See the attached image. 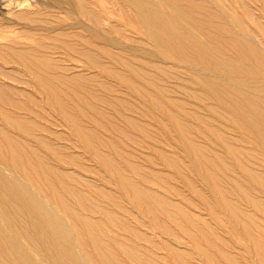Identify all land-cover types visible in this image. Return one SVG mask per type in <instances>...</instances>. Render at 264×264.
<instances>
[{
	"label": "bare ground",
	"instance_id": "obj_1",
	"mask_svg": "<svg viewBox=\"0 0 264 264\" xmlns=\"http://www.w3.org/2000/svg\"><path fill=\"white\" fill-rule=\"evenodd\" d=\"M27 2H0V12L10 10L0 23V264L165 263L145 252L139 241L157 244L113 200L110 184L160 236L179 228L204 264H236L181 201L192 200L174 187L180 201L154 189L162 172L131 161L98 130L126 134L107 107L152 137L123 111L130 110L124 97L89 87L99 76L142 99L185 159L153 146L158 158L211 216H225L253 264H264L256 220L264 214V0H47L37 9ZM47 54L98 74L68 73L71 66ZM37 94L47 114L37 111ZM86 153L93 166L83 162ZM162 249L175 264H195L186 248L163 241Z\"/></svg>",
	"mask_w": 264,
	"mask_h": 264
},
{
	"label": "rangeland",
	"instance_id": "obj_2",
	"mask_svg": "<svg viewBox=\"0 0 264 264\" xmlns=\"http://www.w3.org/2000/svg\"><path fill=\"white\" fill-rule=\"evenodd\" d=\"M15 1H24V2L28 1L26 4H29L30 7L34 8V9H37V7H40V8L44 7V6L47 7V5H46L47 0H39L41 3H39L38 0H0V2L3 3V5L4 4L13 5V2H15ZM106 5H109V4H106ZM53 10H55V9H53ZM3 11H5V10H3ZM3 11L0 12V17H1L0 23L2 21H5V20H2V18H4V17L9 18L10 17V15L7 16L8 14H10V10H8L6 13H4ZM238 11H240V9H238ZM0 30L3 31V29H0ZM4 30L7 31L6 29H4ZM9 31H11V29ZM46 42H47V45L52 44L51 41L48 42V40H46ZM143 50L144 49H140L141 52ZM45 53H49V51H45ZM142 54L143 53H138L139 56H143ZM47 55H50L52 57V59L55 60L56 62H58V63L60 62L61 66H68L69 68L71 66L72 68H70V71H68V73L83 71L85 76H88L91 74H98L97 71L93 70V69L83 70L84 65L80 61L76 62V61L70 60L69 58H66V59L63 58V59H65V60H63L62 56L57 55V54H47ZM59 59H61V60H59ZM62 60H63V62H62ZM67 61H69V62H67ZM156 61L162 62V61H158V60H156ZM166 64H167V62H164L163 65H166ZM7 67L10 68V67H13V65L10 64ZM74 67H76V68H74ZM97 81L98 82L105 81L106 83L113 85V87L116 86V83L110 81V79H106L104 76H99V78H96L93 81V83H91L89 85V87L91 89H93L94 91H96L98 94H101L103 96L113 97V95H117L120 97H124V99L128 103L127 106L130 110H123V111L125 113H127V115L133 117L134 119H137V121L139 123H141L142 126L147 129V131L152 135V137H150V135L146 136V135L142 134L141 132L133 129L132 127L125 125L124 123L121 122L119 115L115 111H113L112 109L107 108V107H104V109H105L104 111L113 115V116L111 115L112 116L111 118L114 121V123H117L119 125L120 129L122 127V129L125 130L126 134H123V133L120 134L119 132H121V131H118V130L117 131L116 130L111 131L112 128L109 129L110 131H108L104 128L98 127V130L100 132L104 133L110 139H112L113 142L116 145H118V147L120 149L123 150V152H126L127 154L131 155L129 157V159H131V161L138 163L140 166L144 167L146 170L147 169H154V170L162 172L163 176L161 177V179H153L154 182L156 183V185H153L154 189H158V191L160 193L168 196L169 198L180 201L181 197L174 194L175 193L174 189L177 188L180 192H182L185 196H187V198L192 200L195 203V205H191L187 201H184V200H181V201L189 209H191L192 211L196 212L198 215L203 217L202 219H204V220L202 222H203L204 227H206V229H207V233H208L209 237L218 246H220L222 249H224L225 251H228V252L232 253L233 255H235L236 264H253L254 256L252 254L247 253L244 250V248H243L244 245H243V241H242L241 237L233 231V228L231 227V225L226 223V221L224 220L225 216L222 214H220L218 217L211 216V214L209 212H207V210L204 208V206L200 203V201L195 196V194L188 191V189H186L184 182H183V176L181 175V173H177L175 171V169L169 168L168 166H165L163 164L162 160L159 159L160 157L158 158L157 153H155L153 146L159 147V148L163 149L164 151H166L167 153L171 154L172 156H176L178 158H184V156L180 151L174 149V147L171 146V143L169 140L166 141V137H164L161 133V128L155 122L154 118H152V115H150V113L146 110L145 105H143V103H142V99L140 97L135 96V95L129 94L126 91L124 93L123 92L124 89L120 90V89H118L117 86L114 89L112 87H110L111 90L107 91L103 88L98 87V84L96 85ZM115 90H120L121 92H119L117 94L115 92ZM37 93H39V92H37ZM37 95H38V97H40V98L37 97L38 98L37 100L40 101L39 104H43L42 107H40V106L37 107V111L42 110L43 112L41 111L40 112L41 114H43V115L47 114V111H49L48 107L41 100L40 94H37ZM191 101H192V99H191ZM193 102H196V101L193 100ZM46 107H47V109H46ZM37 121L42 122V123L44 122L40 118H37ZM154 138L156 140H153ZM196 140L198 142H200V139H196ZM207 144L211 145L215 149H218V147H216L215 145H212L210 143V141H208ZM79 151L82 152L83 149H79ZM84 158L85 159L83 162L85 164L90 165V166L94 165V162L90 159V157L87 153L85 154ZM86 159H88V160H86ZM101 170L103 172V169H101ZM185 172L186 171L183 168V174H185ZM80 173H82L84 175L83 177H85V178L93 179V180L95 178L98 179V177L96 175H94L90 172H88V173L80 172ZM105 174H107V173L104 172V175ZM106 177H109V175L107 174ZM191 177L195 178L194 175ZM135 179H138V177L135 176ZM95 182L98 183L100 186L105 185V184H102V182H100L99 180L95 181ZM173 187H174V189H173ZM106 188L112 190L115 193V197L113 198V200L116 203H119L120 205H124L125 207H128L129 209H131L133 211L132 213L139 220H141V222H143L146 226L150 227V229H149L146 226H140V229L142 231L148 233V235H150L152 237V240L157 245H153V244L150 245V244H146L142 241H139L140 243L144 244V246L148 249L145 252H147L149 255H152V257L154 256L153 255L154 253L157 255L166 256L167 257V259H166L167 264H175L172 262L171 259H169L166 251L164 249H162L163 241H169L171 243H175V244L181 246L182 248H186L187 250L191 251L192 256L194 257V258H192V262H194L195 264H204L202 262V256L200 255V253H198V251L192 247L191 243L188 242V239L184 236V234L181 232V230L179 228L175 227L174 224H171V227L176 230L175 236H167L165 234H161V236H160L159 233H162L160 231V229L152 226L147 218L143 217L135 209L130 208V205L127 203V200L125 198L121 197L120 193L115 191V185H112V184L106 185ZM250 188L252 191H254V188H252V187H250ZM252 193H254V192H252ZM102 200H103V203H105L108 206L118 210L117 208H115V206H113V202L111 200H107V199H102ZM244 206H245V203H244ZM256 216H257V219H256L257 222L260 225L264 226V214L262 212H258ZM169 225H170V223H169ZM214 254L216 255V253H214ZM166 262L165 263L160 262V263L166 264Z\"/></svg>",
	"mask_w": 264,
	"mask_h": 264
}]
</instances>
